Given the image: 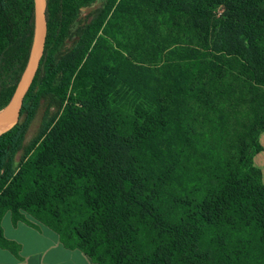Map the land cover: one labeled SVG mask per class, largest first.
<instances>
[{
    "label": "trees",
    "instance_id": "trees-1",
    "mask_svg": "<svg viewBox=\"0 0 264 264\" xmlns=\"http://www.w3.org/2000/svg\"><path fill=\"white\" fill-rule=\"evenodd\" d=\"M47 23L0 134V247L11 213L94 264H264V0H47ZM33 35L34 0H0V110Z\"/></svg>",
    "mask_w": 264,
    "mask_h": 264
},
{
    "label": "crops",
    "instance_id": "crops-1",
    "mask_svg": "<svg viewBox=\"0 0 264 264\" xmlns=\"http://www.w3.org/2000/svg\"><path fill=\"white\" fill-rule=\"evenodd\" d=\"M263 150L255 157L264 183V132L260 136ZM4 237L20 245L19 256L0 247V264H94L78 249H68L51 229L34 227L25 222L13 223L11 213L3 216Z\"/></svg>",
    "mask_w": 264,
    "mask_h": 264
},
{
    "label": "water",
    "instance_id": "water-1",
    "mask_svg": "<svg viewBox=\"0 0 264 264\" xmlns=\"http://www.w3.org/2000/svg\"><path fill=\"white\" fill-rule=\"evenodd\" d=\"M47 24V0H34V35L29 59L10 101L0 110V134L20 120L24 99L33 84L44 55Z\"/></svg>",
    "mask_w": 264,
    "mask_h": 264
},
{
    "label": "rangeland",
    "instance_id": "rangeland-1",
    "mask_svg": "<svg viewBox=\"0 0 264 264\" xmlns=\"http://www.w3.org/2000/svg\"><path fill=\"white\" fill-rule=\"evenodd\" d=\"M94 7H91L89 9H86L83 11V13L81 14V18H88L89 20L92 18V16H90L89 14L91 13V11L93 10ZM223 7H219L217 9V13L220 14L223 11ZM71 42H68L67 47L66 48H70L71 47ZM244 108H247V105H245ZM245 109H242V113L244 112ZM58 111V107L56 105V103L54 102V100L52 98L49 97H42L40 99L39 105L37 107L36 113L34 115V118L30 124L29 130L27 132L25 141L23 143V149L19 152L18 156H17V160H19L22 156V154L24 153V149L29 145V143L31 142V140L38 134L45 117H51L52 115H54L56 112ZM61 113V111H59ZM59 114V113H58ZM232 126H234V121L231 123ZM29 220H31L32 222H36L34 221V219L28 215Z\"/></svg>",
    "mask_w": 264,
    "mask_h": 264
}]
</instances>
